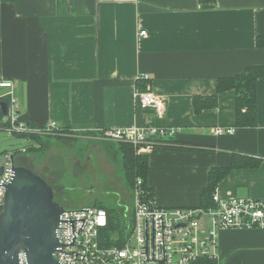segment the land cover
<instances>
[{
	"label": "crops",
	"instance_id": "obj_1",
	"mask_svg": "<svg viewBox=\"0 0 264 264\" xmlns=\"http://www.w3.org/2000/svg\"><path fill=\"white\" fill-rule=\"evenodd\" d=\"M259 35L264 0H0V79L13 82L18 112L33 127L55 121L75 132L101 131L149 118L175 129L183 145L200 147L145 152L159 206H198L209 169L229 167L234 156L259 162L232 168L216 192L264 198V77L256 84L254 126L235 127L233 90L219 93L213 108L195 112L192 103L215 93L217 78L264 65ZM141 74L149 81L137 79ZM148 83L166 101L162 116L134 98L135 87ZM217 127L235 130L217 135ZM29 139L35 151L40 137ZM109 143L101 141L110 156ZM217 256L220 264H264V228L220 230Z\"/></svg>",
	"mask_w": 264,
	"mask_h": 264
},
{
	"label": "built area",
	"instance_id": "obj_2",
	"mask_svg": "<svg viewBox=\"0 0 264 264\" xmlns=\"http://www.w3.org/2000/svg\"><path fill=\"white\" fill-rule=\"evenodd\" d=\"M140 34L145 35V31ZM137 79L149 81L150 77L141 74ZM0 89L8 90L0 100L7 103V114L2 120L11 132L48 134L60 128L55 121L41 128L28 126L19 118L13 82L0 79ZM134 98L140 108L152 110L156 116L163 115L166 101L152 91L150 83L144 90L135 87ZM234 130L217 127L213 132L222 135ZM91 131L102 141L130 143L137 153L147 152L160 142L157 138L162 140L175 134V129L156 125L149 118L140 126ZM12 155L0 152V206L6 185L13 177ZM142 182L140 177L134 180L131 209L123 211L124 230L112 227L104 208H65L57 233L58 259L63 264H220L217 256L220 230L264 228V198H223L214 190L212 206L163 207L145 192ZM107 233L111 245L105 243ZM19 264H26L22 254Z\"/></svg>",
	"mask_w": 264,
	"mask_h": 264
},
{
	"label": "rangeland",
	"instance_id": "obj_3",
	"mask_svg": "<svg viewBox=\"0 0 264 264\" xmlns=\"http://www.w3.org/2000/svg\"><path fill=\"white\" fill-rule=\"evenodd\" d=\"M8 130L0 129V152L16 155L15 162L22 155L19 163L46 180L54 191L55 202L65 208L111 206L121 216L131 209V186L123 176L121 156L106 155L95 132L66 131L62 138L36 133L40 137L38 147L26 153L24 149L32 140Z\"/></svg>",
	"mask_w": 264,
	"mask_h": 264
},
{
	"label": "water",
	"instance_id": "obj_4",
	"mask_svg": "<svg viewBox=\"0 0 264 264\" xmlns=\"http://www.w3.org/2000/svg\"><path fill=\"white\" fill-rule=\"evenodd\" d=\"M0 113L7 114V103L0 100ZM6 185L0 206V264H63L57 257L58 228L65 207L53 200L54 191L40 175L17 165ZM1 173V169H0Z\"/></svg>",
	"mask_w": 264,
	"mask_h": 264
},
{
	"label": "trees",
	"instance_id": "obj_5",
	"mask_svg": "<svg viewBox=\"0 0 264 264\" xmlns=\"http://www.w3.org/2000/svg\"><path fill=\"white\" fill-rule=\"evenodd\" d=\"M5 2H13L14 0H1ZM203 4L213 3L215 0H199ZM257 47L264 48V35H259L256 41ZM264 77V65L247 66L241 72L232 76H223L217 78L216 81V92L211 95L206 96H194L192 98L193 108L195 112H199L204 108H213L217 104V96L219 93L233 90L235 92V127H246L254 126L257 123V92L256 84L259 78ZM3 118L0 113V120ZM19 118L24 120V114L19 112ZM33 127L30 124H27ZM234 127V128H235ZM41 128V127H40ZM66 131L74 132L66 127H60L53 130V136L57 138L65 137ZM22 137L26 138H37L35 133L18 132ZM159 139L160 142L153 145L152 148H169L177 150H187V149H200V147H190L189 145H183L181 142L177 141L174 137H169L166 139ZM115 144V149L111 151L115 155L120 154L121 156V170L127 185L133 186L134 180L137 177L142 179V187L145 192L153 197V191L147 184L148 175V156L145 153H137L133 148L132 144L127 142L120 143H109ZM34 147L31 145L25 149V152L32 150ZM110 152V151H109ZM239 162L236 160V156L233 157L232 164L229 167H211L208 172L207 183L203 188L200 195V203L198 206L208 207L212 206V194L218 185V183L229 173V171L234 167H244V166H255L259 162L257 159H251L248 157L240 156ZM106 209L109 214L112 224L117 229H125V220L123 221L115 208L98 205ZM106 245H111L112 241L110 239V233H107L105 238Z\"/></svg>",
	"mask_w": 264,
	"mask_h": 264
}]
</instances>
